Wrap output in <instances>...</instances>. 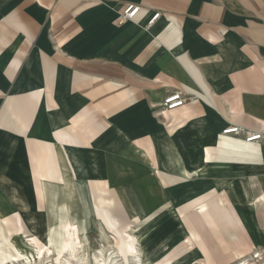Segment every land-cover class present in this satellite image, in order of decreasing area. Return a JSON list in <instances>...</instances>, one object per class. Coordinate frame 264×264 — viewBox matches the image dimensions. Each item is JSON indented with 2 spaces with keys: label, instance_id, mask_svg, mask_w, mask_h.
<instances>
[{
  "label": "crops",
  "instance_id": "0c3cea01",
  "mask_svg": "<svg viewBox=\"0 0 264 264\" xmlns=\"http://www.w3.org/2000/svg\"><path fill=\"white\" fill-rule=\"evenodd\" d=\"M173 90L186 102L162 110ZM229 125L264 135V0H0V244L136 230L164 204L184 236L159 262L190 238L207 264L245 261L250 224L211 178L260 210L264 138Z\"/></svg>",
  "mask_w": 264,
  "mask_h": 264
},
{
  "label": "rangeland",
  "instance_id": "374dc122",
  "mask_svg": "<svg viewBox=\"0 0 264 264\" xmlns=\"http://www.w3.org/2000/svg\"><path fill=\"white\" fill-rule=\"evenodd\" d=\"M196 172L197 173H195L193 176L194 179H200L202 176H205V165L202 164V166L199 167ZM226 179L227 178L222 177L211 178L212 182L215 185L213 188H210V190L216 193V196L219 197L220 202V197L225 193V196L231 200V203L237 211L236 213L243 216L246 220L248 218V220H245L244 223L247 225L250 224V228L249 226H247V229L249 228L250 232L252 233V235L247 238L248 243H246V248L244 249L246 251V255L242 259H245V261H240L237 264H264V204L261 205L260 210H256L255 207H253L250 203L253 198L247 196V190L245 188L237 190L232 181H228ZM242 193L244 194L243 196L245 204L241 203V196H238L240 194L242 195ZM173 210L174 209L172 205L166 207L164 204H161L152 209L149 213L141 214V217L146 218L143 220L140 227L136 228V230L133 227H129L128 225L122 230L118 229L114 231L124 224L116 226L113 229H109L100 221L94 220L93 223H91L90 228H88V231H83V229L80 228L82 232L81 238L77 237L76 232L71 231V233L68 234L66 238L71 242V250L73 251V253L77 258H79V256L80 258L79 260L69 258L70 263L80 264L83 260L85 261V264H95V257H98V250L104 249L108 250V252L114 251L110 257V264H132V260L130 259L132 253L130 251L134 243L132 235L135 234L137 235V244H145L146 242H148V244H145V251L148 255V257H146V260L152 261L153 264H161L156 258L163 256L167 252V250L170 249V244H179L182 237L184 236L180 232L178 225L174 220L172 213ZM197 210L201 211L200 207ZM130 220L131 218H129V221ZM98 222L102 224L106 231H113V234L104 235L103 232H99V235H96L95 223ZM23 225L24 229L28 230V227L30 225H27L26 223H23ZM33 229L37 231L34 226ZM58 232L59 235L50 236L47 234H43L39 237L49 246V249L43 248L38 258L39 261L37 259L32 261L30 260V262L27 264H66V262L63 260L66 254L64 252H57L62 239L61 229H59ZM30 233L31 232L27 231V234ZM45 233H48V231H45ZM12 237L13 238H3L5 243L0 244V264H22L25 253L30 252L32 249L31 245L33 243H31L30 241L35 242V244L37 243V245H40L36 238L32 239L30 236L22 235L20 237L18 235H13ZM190 240L192 242L193 249L185 250L186 257L182 253L184 252V250L179 252L177 254L178 258L175 261L176 263L174 262L172 264L206 263V260L203 258L199 247L195 244V242H193L194 240H192V238H190ZM228 255L219 257L217 260L215 259L211 262L212 264H220V262L223 261ZM183 257L185 258L183 259ZM154 259H156V261H153Z\"/></svg>",
  "mask_w": 264,
  "mask_h": 264
},
{
  "label": "bare ground",
  "instance_id": "6f19581e",
  "mask_svg": "<svg viewBox=\"0 0 264 264\" xmlns=\"http://www.w3.org/2000/svg\"><path fill=\"white\" fill-rule=\"evenodd\" d=\"M246 141V140H245ZM247 142H251V141H247ZM72 225V224H71ZM68 225L66 223H64L62 225V239L58 248V253H62L64 252L66 255V257L64 256L63 260L66 262V264H71L69 261V258L72 259H78L76 255L73 253V251L71 250V242L68 241V239L66 238L69 234V232L67 231ZM72 230V229H71ZM164 232V231H163ZM71 233V232H70ZM131 236V235H130ZM133 237V246L131 247V260H132V264H153L152 261L146 260V257H148L146 251H145V244H148V242H146L145 244H137V235H132ZM34 238H36V240L39 242L40 245H37V243L35 244V242L30 241L31 243H33L32 249L30 252L25 253V257L22 261V264H27L30 262V260H35L39 258L40 252L43 250V248L47 249L49 246L42 241L39 236L35 235ZM151 239V237H150ZM151 241V240H150ZM149 241V242H150ZM154 241V240H153ZM137 245H136V244ZM152 247V246H151ZM78 248V247H77ZM113 248V247H112ZM49 249V248H48ZM76 249V248H75ZM76 251V250H74ZM114 252V251H113ZM113 252H108V250H104V249H100L98 250V257H95V264H110V257L112 255ZM44 254V253H43ZM63 256V255H62ZM61 256V257H62ZM257 256V255H256ZM42 257V256H41ZM40 257V258H41ZM46 257V256H45ZM113 257V256H112ZM48 258V257H47ZM114 258V257H113ZM42 259V258H41ZM50 259V258H49ZM48 260V259H47ZM39 261V260H38ZM36 262V261H35ZM45 262V261H44ZM64 262V263H65ZM79 262V261H78ZM20 263V262H19ZM80 263V262H79ZM161 264H172L170 263V260H166V261H161ZM80 264H85V261H81Z\"/></svg>",
  "mask_w": 264,
  "mask_h": 264
},
{
  "label": "built area",
  "instance_id": "2783aa9c",
  "mask_svg": "<svg viewBox=\"0 0 264 264\" xmlns=\"http://www.w3.org/2000/svg\"><path fill=\"white\" fill-rule=\"evenodd\" d=\"M140 8L141 6L138 4H134V3L125 4L122 10L118 14L117 23L122 24L126 21L134 20ZM159 16H160L159 11L152 12V14L143 24V27L149 28ZM186 100H187V96L183 92H181L180 90H173L171 92H168L163 97L160 103V108L162 110L169 111L179 106H182L186 102ZM222 133L239 134L242 135L243 140L253 141V142L260 141L264 138L262 132L245 129L238 125H229L223 129Z\"/></svg>",
  "mask_w": 264,
  "mask_h": 264
}]
</instances>
